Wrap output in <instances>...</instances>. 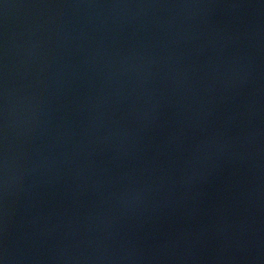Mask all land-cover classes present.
<instances>
[{
	"label": "water",
	"instance_id": "1",
	"mask_svg": "<svg viewBox=\"0 0 264 264\" xmlns=\"http://www.w3.org/2000/svg\"><path fill=\"white\" fill-rule=\"evenodd\" d=\"M0 264H264V0H0Z\"/></svg>",
	"mask_w": 264,
	"mask_h": 264
}]
</instances>
